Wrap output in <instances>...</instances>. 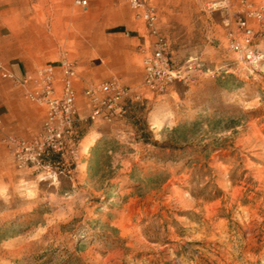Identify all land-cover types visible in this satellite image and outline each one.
Listing matches in <instances>:
<instances>
[{
	"label": "rangeland",
	"instance_id": "obj_1",
	"mask_svg": "<svg viewBox=\"0 0 264 264\" xmlns=\"http://www.w3.org/2000/svg\"><path fill=\"white\" fill-rule=\"evenodd\" d=\"M75 1L5 6L37 78L73 67L76 114L53 177L18 168L0 131V264H264V36L252 67L225 38L264 0ZM157 36L175 77L151 94ZM109 80L129 90L124 113L92 121L84 91Z\"/></svg>",
	"mask_w": 264,
	"mask_h": 264
},
{
	"label": "built area",
	"instance_id": "obj_2",
	"mask_svg": "<svg viewBox=\"0 0 264 264\" xmlns=\"http://www.w3.org/2000/svg\"><path fill=\"white\" fill-rule=\"evenodd\" d=\"M84 5L85 0H76ZM133 8H141L139 0H129ZM152 11V10H151ZM149 11L144 17L153 25L154 16ZM253 20L252 21H250ZM257 24L255 28L254 24ZM228 26V23L225 24ZM152 29V34H155ZM264 36V12L247 10L245 15L237 16L233 27H227L226 42L229 49L237 54L239 63L244 67L254 66L262 55L254 48L255 36ZM167 44L157 36L152 51H144L143 87L151 94H162L175 77L169 66ZM63 76L59 80V91H56V77L51 66H45L38 71V87L29 91L26 97L45 104V116L40 131L30 138L6 136L3 140L8 147L15 165L20 168L39 169L46 177L56 175L57 167L48 159L49 154H55L61 159L65 157L71 145L72 123L76 114L75 91L72 84L74 69L68 62L61 64ZM0 70L5 72L0 63ZM5 75L11 78L9 72ZM24 83V82H23ZM129 90L116 80L102 82L87 88L84 96L90 106L89 119L101 118L110 122L124 113L123 101L128 97ZM2 121L0 119V131Z\"/></svg>",
	"mask_w": 264,
	"mask_h": 264
},
{
	"label": "crops",
	"instance_id": "obj_3",
	"mask_svg": "<svg viewBox=\"0 0 264 264\" xmlns=\"http://www.w3.org/2000/svg\"><path fill=\"white\" fill-rule=\"evenodd\" d=\"M13 2L15 0H0V63L5 72L11 75L9 78L0 70V119L5 134L30 138L40 130L46 108L43 102L26 98V94L39 83L33 64L38 61L20 52L22 39L19 35L22 31L18 22L15 25L16 31L15 26H12L8 34L4 31L6 20L12 13L11 7L5 6ZM56 81V91H59V80ZM82 114L78 112V115Z\"/></svg>",
	"mask_w": 264,
	"mask_h": 264
},
{
	"label": "trees",
	"instance_id": "obj_4",
	"mask_svg": "<svg viewBox=\"0 0 264 264\" xmlns=\"http://www.w3.org/2000/svg\"><path fill=\"white\" fill-rule=\"evenodd\" d=\"M112 31H117V32H121V31H123V29L121 28V27H118V28H115L114 30H112ZM56 157V155L55 154H49V158H55Z\"/></svg>",
	"mask_w": 264,
	"mask_h": 264
}]
</instances>
